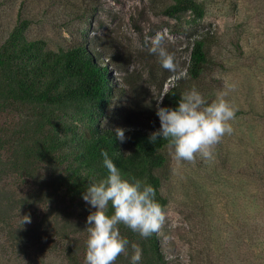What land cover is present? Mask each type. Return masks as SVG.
<instances>
[{
	"label": "trees",
	"instance_id": "trees-1",
	"mask_svg": "<svg viewBox=\"0 0 264 264\" xmlns=\"http://www.w3.org/2000/svg\"><path fill=\"white\" fill-rule=\"evenodd\" d=\"M89 3L0 0V11L7 4L17 6L11 20L0 21V118H9L4 127L0 124V251L16 264H33L32 249L41 264L48 256H58V264H85L87 217L95 209L82 196L90 183L108 175L102 150L123 179L151 185L155 200L162 209L166 205L162 188L172 157L166 140H149L160 128L157 107L149 102V87L140 75L118 80L113 74L126 71L132 54H111L88 38ZM56 4L65 6L66 22L78 20L84 26L64 45L50 49L44 38L30 37L28 29ZM160 11L169 18L188 15L193 23L205 13L196 0H171ZM214 42L209 30L198 31L185 72L164 91L170 71L164 69L160 78L151 71L148 80L161 96V107L174 108L192 88L208 103L214 100L218 86L213 79L206 81L215 70ZM117 128L125 130L124 143L116 139ZM248 184V258L250 264H264V145L249 164ZM107 214H113L111 205ZM24 216L31 222L23 223ZM118 227L129 246L116 264H130L133 244L142 250L139 264H167L158 231L145 239L123 224Z\"/></svg>",
	"mask_w": 264,
	"mask_h": 264
},
{
	"label": "rangeland",
	"instance_id": "rangeland-1",
	"mask_svg": "<svg viewBox=\"0 0 264 264\" xmlns=\"http://www.w3.org/2000/svg\"><path fill=\"white\" fill-rule=\"evenodd\" d=\"M196 1L204 5L205 13L193 23L188 15L169 18L160 11L171 0H90L93 14L87 35L111 54H132L126 71L113 74L118 80L140 75L153 107L160 106L161 96L149 74L160 78L164 68L150 51L152 38L157 33L164 37L161 47L176 65L164 91L185 72L196 33L204 29L214 36L215 70L206 81L213 79L218 86L214 100L223 93L235 109L233 132L215 146L211 161L198 156L194 163L178 165L172 159L162 188L166 205L159 243L167 264H250L244 219L250 202L248 167L264 145V0ZM16 10L7 4L0 21L11 20ZM64 11L65 6L56 4L47 18L30 25L29 36L44 38L50 49L64 45L84 26L78 20L66 22ZM8 119L0 118L1 127ZM29 252L33 264H41L33 249ZM8 254L0 251V264H16L8 261ZM44 263L58 264L59 258L48 256Z\"/></svg>",
	"mask_w": 264,
	"mask_h": 264
},
{
	"label": "clouds",
	"instance_id": "clouds-1",
	"mask_svg": "<svg viewBox=\"0 0 264 264\" xmlns=\"http://www.w3.org/2000/svg\"><path fill=\"white\" fill-rule=\"evenodd\" d=\"M163 39L157 33L152 38L150 51L158 55L164 69L175 72L174 57L161 47ZM156 115L160 128L149 140L151 143L166 140L169 155L179 165L194 163L198 156L211 161L215 146L233 132L230 121L235 119V109L223 93L208 103L192 88L182 93L174 108L158 104ZM115 136L121 143L126 141L124 129H115ZM101 155L108 175L98 183H90L82 196L95 209L87 217L85 264H116L118 257L127 252L129 241L121 236L118 225L123 224L147 239L159 230L165 219L161 205L155 200V189L140 180L123 179L108 153L102 150ZM109 205L113 209L111 216L107 214ZM30 222L29 216L23 217V223ZM132 250L130 264H139L142 250L135 244Z\"/></svg>",
	"mask_w": 264,
	"mask_h": 264
}]
</instances>
